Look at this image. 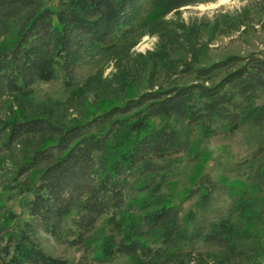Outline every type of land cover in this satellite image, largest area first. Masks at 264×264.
Segmentation results:
<instances>
[{"label": "trees", "instance_id": "obj_1", "mask_svg": "<svg viewBox=\"0 0 264 264\" xmlns=\"http://www.w3.org/2000/svg\"><path fill=\"white\" fill-rule=\"evenodd\" d=\"M200 1L164 0L163 11ZM139 13V0H0V45L12 38L0 47V102L37 83L69 79L85 57L108 53L126 39ZM222 70L227 72L211 86L145 91L69 127L47 118L0 120V155L24 138H52L30 151L15 173H0V264H69L45 253L37 233L89 247L101 222L116 217L123 219L116 223L120 240H107L99 262L127 256L154 264L188 241L181 208L160 196L163 182L155 183L158 167L148 158L183 147L173 120L208 131L264 122V107L248 104L264 91V51L231 56L197 72L208 79ZM203 179L196 190L207 201ZM152 187L150 198L140 197ZM237 227L216 224L205 240L223 245L246 239ZM259 254L255 264H264V247Z\"/></svg>", "mask_w": 264, "mask_h": 264}, {"label": "rangeland", "instance_id": "obj_2", "mask_svg": "<svg viewBox=\"0 0 264 264\" xmlns=\"http://www.w3.org/2000/svg\"><path fill=\"white\" fill-rule=\"evenodd\" d=\"M163 3L139 0V18L126 39L108 53L85 57L69 79L62 75L57 81L40 82L25 93L6 96L0 102V120L47 118L69 127L145 91L192 84L211 86L227 70L208 79L199 78L197 70L231 56L248 57L264 51V0H201L168 14L163 11ZM11 40L8 37L3 45ZM250 103L264 107V91ZM173 123L182 135L183 147L148 161L158 167L154 180L156 184L163 182L160 196L166 204L181 208V221L189 227L188 241L154 264L261 261L264 122H242L230 128L217 125L210 131L188 128L176 120ZM51 142L50 136L24 138L10 152L0 155V173L9 177L30 151ZM202 177L207 201L196 190L203 186ZM155 188L140 197L150 198ZM16 210L19 212V208ZM223 222L236 224L246 239L236 237L223 245L207 242L212 227ZM116 223H123L122 217L101 222L89 247L73 246L65 237L55 240L42 231L37 238L45 253L69 264H137L127 256L104 263L96 259L109 238L120 240ZM65 227H71L70 218Z\"/></svg>", "mask_w": 264, "mask_h": 264}]
</instances>
